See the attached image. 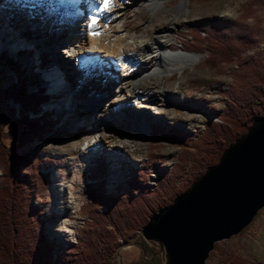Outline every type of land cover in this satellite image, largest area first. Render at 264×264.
I'll return each instance as SVG.
<instances>
[{
    "label": "rangeland",
    "instance_id": "rangeland-1",
    "mask_svg": "<svg viewBox=\"0 0 264 264\" xmlns=\"http://www.w3.org/2000/svg\"><path fill=\"white\" fill-rule=\"evenodd\" d=\"M181 1L186 8L176 15V7ZM87 3L88 0H77L71 12L77 14ZM165 4L162 13L166 16L155 21L176 20L168 46L172 50L192 51L187 52L199 54L200 58L181 72H165L162 78L142 80V86L148 90L146 99L139 98L135 103L125 102L118 106L113 101L118 95V72L110 67L104 53L92 55L93 64L83 79L77 76L79 70L73 59L60 51L67 45V39H73L77 44L83 41L75 31L72 32V22L49 21L51 7L45 9L42 0H14L0 9V32L3 33L0 38H3L2 50L6 53L0 57V88L16 81V74H24L28 91L34 89V80L44 86L45 79L53 80L51 89L58 84L61 85L60 92L66 91L57 95L56 92L53 94L54 90L43 87L48 97L40 109L29 115L49 122L48 131L43 138L34 137L17 150L24 158V169L29 167L30 159L37 163L40 172L48 174L47 186L36 190L34 203L42 212L46 233L55 244L56 255L62 253L66 244H77L82 238L90 217L81 206L91 197L90 189L99 210L105 211L110 202L127 193L135 176L142 179L140 183L153 187L162 174L161 177L170 179L176 188L196 173L197 162L187 164L181 173L178 170L172 174L168 172L181 151V140L186 139L188 133L195 138L208 120L218 119L239 59L233 57L218 68L207 66L204 58L208 50L195 51L188 46L191 40H198L191 26L213 20L227 21L236 29L254 28V44L242 55L259 57L264 63V0H165ZM169 13L172 15L167 16ZM130 17L133 19L129 25L131 32L152 33L145 28L149 20L146 11L131 8L126 19ZM110 19L115 17L112 15ZM27 29H32L35 36L24 37L23 32ZM199 31L201 37L205 35L204 27ZM16 47L21 51H16ZM6 55L15 59L14 71L4 65ZM67 98H71L77 115L70 102L65 103L69 112L65 110L64 99ZM3 101L6 110L0 116V135L7 143L9 120L22 109L11 97ZM104 101L108 103L106 106ZM92 102L97 104L90 107ZM74 120L78 126L76 130H73ZM52 133L58 134L56 141L49 138ZM86 139L88 142L99 140L102 145L89 160L83 150ZM108 141H113V146H107ZM115 145L120 147L115 148ZM77 168L81 180L73 178ZM69 186L74 187L72 192ZM115 244L114 252H103L105 264H165L163 248L157 242L145 239L141 229L127 230L125 235L117 231ZM214 246L205 264H229V254L241 256L251 264H264V206L245 229L217 241Z\"/></svg>",
    "mask_w": 264,
    "mask_h": 264
},
{
    "label": "trees",
    "instance_id": "trees-1",
    "mask_svg": "<svg viewBox=\"0 0 264 264\" xmlns=\"http://www.w3.org/2000/svg\"><path fill=\"white\" fill-rule=\"evenodd\" d=\"M202 27L205 35L201 37L199 30ZM191 29L195 30L198 40H191L188 46L195 51L208 50L204 58L207 66L218 68L233 57L239 59V65L232 72L233 84L227 91L218 119L208 120L195 138L188 133L186 139L181 140V151L168 172L172 174L178 170L181 173L187 164L197 162L196 173L176 188L170 179L162 178V174L153 187L140 183L142 179L135 176L127 193L110 202L105 211L99 210L90 189L91 197L81 206L90 217L82 238L77 244H66L62 253L57 255L54 253L55 244L47 236L42 212L34 203L36 190L47 186L48 174L40 172L37 163L30 159L29 167L24 169V158L17 152L32 138H43L48 131L49 122L29 115V112L40 109L48 94L39 80L33 82L37 89L28 91L24 74H16V81L0 88V116L6 110L3 99L9 97L22 109L9 120V141L6 143L0 135V264H105L103 252L115 251L117 231L125 235L127 230L141 229L153 212L170 203L209 165L216 163L224 148L244 133L254 119L264 116V63L259 57L242 55L254 44V28L236 29L227 21L212 20L203 25L198 23ZM32 34L35 36L32 29L23 32L27 38H32ZM200 37L203 39L199 40ZM4 54L2 52L0 57ZM12 64L16 66L15 59L7 56L4 65L14 71ZM49 138L56 141L58 134L52 133ZM227 261L229 264H251L233 254L227 256Z\"/></svg>",
    "mask_w": 264,
    "mask_h": 264
},
{
    "label": "water",
    "instance_id": "water-1",
    "mask_svg": "<svg viewBox=\"0 0 264 264\" xmlns=\"http://www.w3.org/2000/svg\"><path fill=\"white\" fill-rule=\"evenodd\" d=\"M264 206V116L224 148L141 227L164 250L165 264H205L217 241L239 233Z\"/></svg>",
    "mask_w": 264,
    "mask_h": 264
},
{
    "label": "bare ground",
    "instance_id": "bare-ground-1",
    "mask_svg": "<svg viewBox=\"0 0 264 264\" xmlns=\"http://www.w3.org/2000/svg\"><path fill=\"white\" fill-rule=\"evenodd\" d=\"M12 1L14 0H0V9ZM42 1L45 9H47V6L51 7L49 21L72 22V32L75 31L83 40L82 43L77 44V41L67 39L65 40L67 45L60 50L73 59L75 68L79 70L77 75L79 78L84 79L88 76L93 64L92 55L98 52L104 53L103 56L106 57L110 67L114 72H118L119 88L116 90L118 95L113 99L116 106L125 102L135 103L139 98L145 100L148 90L142 86V80L153 77L162 78L165 72L169 74H173L175 71L181 72L187 66H193L200 58L199 54L189 53L192 51L172 50L168 46L167 41L176 20L173 19L169 22L155 21L166 16V13H162L166 8L165 0H129V2L128 0H112V5L108 9L103 8V0H88L87 6L85 5L83 9H80L77 14L71 12L77 0ZM138 2L140 3L138 4ZM131 8L146 11L149 14V20L146 22L145 28L151 31V34H139L136 31L131 32V29L129 30V25L133 19L131 17L126 19V15ZM185 8V3L181 1L176 7V15ZM112 15L115 17L113 20L110 19ZM169 15L172 14H167V16ZM94 17L97 19V24L93 26L91 21ZM93 31H98L100 35L93 36ZM2 34L0 32V36ZM0 40L3 42V38H0ZM2 47L3 45L0 44V52ZM150 62H153V65ZM52 81V79H45V82L51 83ZM60 86L58 84L56 86L57 95L66 92H60ZM67 102H70L75 111L71 98L64 99V105ZM96 104L92 102L90 107ZM107 104L104 101L103 105L106 106ZM86 106H88L87 103ZM144 107L151 109L149 106ZM65 110L68 111L66 106ZM77 113L74 115H77ZM72 122H75V126L76 121ZM112 142L110 141L107 146H113ZM101 146L99 140H92L86 142L83 150L84 152H90L95 148L99 149ZM114 147L119 148L120 146L115 145ZM77 170L78 168L75 169L73 178L81 180V175L77 173ZM69 190L72 192L74 187L69 186Z\"/></svg>",
    "mask_w": 264,
    "mask_h": 264
},
{
    "label": "snow or ice",
    "instance_id": "snow-or-ice-1",
    "mask_svg": "<svg viewBox=\"0 0 264 264\" xmlns=\"http://www.w3.org/2000/svg\"><path fill=\"white\" fill-rule=\"evenodd\" d=\"M112 5V0H103V8L108 9ZM91 24L94 26L97 24V19L94 17L91 21ZM93 36H98L100 33L98 31H93Z\"/></svg>",
    "mask_w": 264,
    "mask_h": 264
}]
</instances>
